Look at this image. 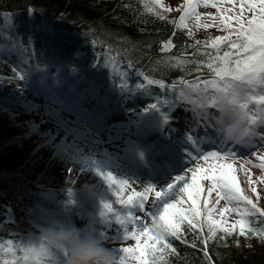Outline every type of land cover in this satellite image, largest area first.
Here are the masks:
<instances>
[{
	"label": "snow or ice",
	"instance_id": "6c2138e0",
	"mask_svg": "<svg viewBox=\"0 0 264 264\" xmlns=\"http://www.w3.org/2000/svg\"><path fill=\"white\" fill-rule=\"evenodd\" d=\"M152 3L160 9L171 11L161 0H152ZM199 3L214 4L219 11L200 13L197 11ZM145 7L148 12H155L156 16L167 19L163 11L149 6L148 0H145ZM179 7L180 16L173 22L177 28H186L189 36L193 35L194 27L201 26L202 16H210L217 28L224 29V34L211 36L204 41L197 39L191 45L206 59L189 61L179 56L170 58L176 60L177 67L190 63L206 65L210 75L207 79L196 77L194 80H184L181 77L178 96L171 102L165 99L164 103L171 107L180 101L189 102L194 116L193 123L210 126L209 131L215 129V132L207 136L205 142V138L194 137L191 127L189 128L187 140L196 146L195 159L200 161L199 153L203 152V159L207 163H197L179 172L159 190H156V185L147 183L142 191L133 189L124 198L116 186L119 185L122 189L129 183L128 179L118 177L111 171L101 173L119 198V204L124 206L123 209H118L113 207L111 200H104L101 215L106 219L114 218L123 226V236L119 241L129 237L136 241L135 244L119 243L118 247L108 241L109 245L119 251L122 264H169L168 254L177 252L169 238H178L184 244L196 247V241L204 232L205 226L207 234L203 236L202 251L207 264H215L207 245L211 238L216 237L218 230L222 229L226 237L238 227L239 233L248 235L251 232L264 240V224L254 223L252 219L255 217L259 221L264 218V207L241 187L236 166L232 162L240 158L241 150L251 152L255 159L245 156L240 167L244 169L251 192L259 197L256 181L247 165L258 164L264 170V151L259 150L260 143L264 142V130H261L264 129V0H239L238 5L232 3L231 9L225 8V0H183ZM229 11L231 15H227ZM190 20H193L192 24L189 23ZM209 26L207 22L203 23L204 28ZM162 43L164 49L173 47L171 36ZM150 82L162 87L166 85L163 79ZM172 87L177 85L173 83ZM212 108L217 113L211 112ZM164 118L170 119L167 112L164 113ZM202 143L204 147H201ZM205 147H210L211 150L205 151ZM156 152L163 157L169 172L178 170L182 162L193 155L188 147H183L182 152L180 151V141L165 144L156 149ZM259 179L264 181V171ZM177 188H180V192L176 191ZM205 191L208 194L215 192L214 202H210L209 195H203ZM150 192L155 193L156 199L149 205L147 198ZM183 193H186V197ZM174 195L176 199L172 198ZM221 198L225 203L219 209V215L223 217L228 211L238 213L240 218L235 224L223 218H214L213 210ZM132 205L135 206L134 209L127 210ZM137 209L151 217L150 224L143 223L142 218L135 214ZM185 224L194 233L191 241L182 227ZM130 225L138 227L130 230ZM18 250L22 255H17ZM50 254L58 255L59 252L48 248L40 238L38 242L30 239L27 243L21 242L18 245L8 240L7 247L0 244V264H44Z\"/></svg>",
	"mask_w": 264,
	"mask_h": 264
},
{
	"label": "trees",
	"instance_id": "16d2710c",
	"mask_svg": "<svg viewBox=\"0 0 264 264\" xmlns=\"http://www.w3.org/2000/svg\"><path fill=\"white\" fill-rule=\"evenodd\" d=\"M35 21L43 23L39 30L33 28ZM173 21L148 12L145 0H0V39L4 36L9 41L14 36L18 59L40 62L50 58L66 64L74 51L82 48L84 54L73 63L76 69L95 63V70H100L96 51L101 50L144 77L166 82L191 77L197 68L207 70L206 65L195 63L177 67L176 60H170L177 56L189 61L206 59L191 47L197 39H191L186 29L177 28ZM18 22H26L28 27L23 30ZM63 28L74 34H60ZM170 36L173 47L164 49L162 42ZM13 65L0 55V75L15 74ZM0 95H6L1 88ZM95 177L91 169L64 157L50 144L32 142L29 133L0 104V244L7 247L8 240L14 245L26 241L32 230L30 215L39 205L36 192L82 186ZM260 203L264 207V197ZM258 222L264 224V218ZM182 227L188 240H193L187 224ZM204 231L206 235L207 228ZM169 242L177 248L168 254L169 264H207L202 233L196 247L178 238H169ZM207 247L215 264H264L262 239L256 245L244 243L235 233L225 237L221 229Z\"/></svg>",
	"mask_w": 264,
	"mask_h": 264
},
{
	"label": "rangeland",
	"instance_id": "374dc122",
	"mask_svg": "<svg viewBox=\"0 0 264 264\" xmlns=\"http://www.w3.org/2000/svg\"><path fill=\"white\" fill-rule=\"evenodd\" d=\"M161 2L169 6L171 11L160 9L158 5H153L152 0H148L149 6H155L157 11H163L167 19H178L177 17L180 16L179 6L182 5L183 0H161ZM233 2L237 5L239 4V0H225V8L231 9ZM197 11L200 13H217L219 10L214 4L205 5L199 3L197 5ZM231 14V11L227 12V15ZM205 22L210 25L208 28L203 27V23ZM189 23L192 24L193 20H190ZM33 28L39 30V25H34ZM186 32L188 34L187 29ZM223 34L224 29L217 28L212 23V18L210 16H202L201 26L198 28L194 27L193 35L188 36L191 39L204 41L211 36ZM106 54L107 53H104L103 57L108 60ZM26 69L27 68H25V70ZM45 69L46 72H43L33 67V74L31 75L21 71L16 77L0 78L2 90L7 92L9 98H11L10 100H4L5 102L2 103L13 115V120L21 124L23 129L29 133L32 142L35 144H50L52 149L56 152L64 157L77 161L83 167L91 169L92 173L97 174V178L94 181L82 185L79 193L76 192V189H69L67 194L60 193L64 199L55 203L59 211H51V214L55 216V220L75 224L81 228L82 232L90 233L94 236L96 234L97 237L103 239L106 243L111 241L112 244H116L117 247L119 243L135 244L136 241L132 237H129L127 240L119 241L123 236V226L115 221L114 218L112 219L113 222L108 227L101 224L105 220V216H101L100 210L103 206L102 201L111 200L113 205H118L120 209L124 207L119 204V198L116 197L112 187L107 184V181L101 173L111 171L118 177L123 176L125 179H128L129 183L122 189H120L119 185L116 186L117 189L121 191L123 197L126 198L133 189L142 191L147 183L156 185V190H159L165 184L170 183L179 172L197 163L206 164L207 161L203 159V153L200 155V161L195 159L191 164H187L186 166L182 165L183 167L171 172L166 171L168 166L163 157L160 156L158 164L160 167H164L163 171H166V173L154 178L140 177L137 174H133V169H131L130 163L128 162V152L131 149L135 150L136 147L134 148V145L137 146L138 143H145L140 137L142 136V130L139 129L140 126L137 123H139L140 120H142L143 123H150L153 120L157 121L160 119L159 116L164 118L166 109L162 110V106L156 105L155 101L150 103L148 100L143 104L133 103L132 107L128 108L123 115L118 116V113L115 112L110 115L111 118H109V120H100L101 123L99 124L94 122L91 123L89 122V116H96L94 112L87 107L86 101L83 100L85 90L78 91V87H73L74 89L71 91L68 90L73 82L76 83H73V86H78L77 80L70 82L71 78L65 75L61 77L62 74H59V70H62V68H59L58 65H54L52 62H45L44 70ZM117 70L123 74L129 73L125 67ZM53 71L57 74L55 78L52 77L53 75H50ZM125 76L127 75L125 74ZM56 78L58 82H62L61 85L54 81ZM53 86H57L58 88ZM108 90H111V88L109 87ZM124 97L125 96L120 95L121 100L124 99ZM188 106L191 107L190 105ZM171 108L176 111L174 106ZM127 119L132 120L134 124L131 125V122L129 123ZM158 129L159 132L153 133L148 137V139H150L149 143H145L146 146L149 145L151 148L150 151L152 156L158 155L156 149L165 144L175 143L187 131L184 130L182 125H176L171 121L166 126H160ZM134 134H136V138ZM158 135L162 136L159 137ZM163 135L166 138H163ZM255 150L256 149H252V151ZM259 150L264 151V142L260 143ZM245 156L249 159H255L251 156V152L245 151L239 153L240 158L232 162L236 166L237 177L241 183V187L246 190L254 200H258L259 203V200L264 197V181L259 179L261 172L264 170H261L258 164L247 165L251 168L252 177L256 181L255 187L260 193V196L257 197L256 193L251 192L244 169L240 167V165L244 163ZM154 161L155 159H152V169H154L155 163H157ZM187 174L190 176V173ZM177 183L179 184L180 182ZM176 191L180 192V188H177ZM81 192L86 194H81ZM183 195L186 197V193H183ZM203 195H209L210 202H214L216 199L214 191L211 194L205 191ZM172 198L176 199L177 197L174 195ZM47 199L50 200L48 197ZM154 199H156L155 193L150 192L147 198L148 204L150 205L151 201ZM202 201L203 196L201 197V203ZM77 202H80L79 207L81 212V206L85 209L83 210L84 216L82 215L81 218L73 214V207H75V212L79 210H76ZM224 203L225 201L221 198L213 210L214 218H223L228 220L231 224H235L236 220L240 218L238 213L228 211L223 217L219 215V209L223 207ZM134 207V205L128 206L127 210L131 211ZM135 214L142 218L143 223H151V217L145 212L137 209ZM49 223H51V220H49L48 223L43 221L40 222L39 220L35 225L40 231L41 226ZM129 227L131 230V228L138 227V225H130ZM234 233L240 236L239 240L253 245H256L261 238L259 235L252 234L251 232H249L248 235L241 234L239 233L238 227L232 234ZM31 240L38 242L39 235L38 238H31ZM18 252L20 253L19 255H22L19 250ZM58 255L61 254L59 253Z\"/></svg>",
	"mask_w": 264,
	"mask_h": 264
},
{
	"label": "clouds",
	"instance_id": "9594fccd",
	"mask_svg": "<svg viewBox=\"0 0 264 264\" xmlns=\"http://www.w3.org/2000/svg\"><path fill=\"white\" fill-rule=\"evenodd\" d=\"M39 238L61 254H50L44 264H122L117 249L75 224L53 220L41 226Z\"/></svg>",
	"mask_w": 264,
	"mask_h": 264
},
{
	"label": "bare ground",
	"instance_id": "6f19581e",
	"mask_svg": "<svg viewBox=\"0 0 264 264\" xmlns=\"http://www.w3.org/2000/svg\"><path fill=\"white\" fill-rule=\"evenodd\" d=\"M144 162H145V160L142 158L141 163H144ZM77 213L80 214L81 213L80 210Z\"/></svg>",
	"mask_w": 264,
	"mask_h": 264
}]
</instances>
